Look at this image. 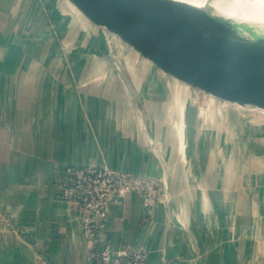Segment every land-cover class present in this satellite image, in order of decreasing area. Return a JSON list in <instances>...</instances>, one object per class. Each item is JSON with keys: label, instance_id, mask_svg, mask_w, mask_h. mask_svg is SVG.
I'll list each match as a JSON object with an SVG mask.
<instances>
[{"label": "crops", "instance_id": "obj_1", "mask_svg": "<svg viewBox=\"0 0 264 264\" xmlns=\"http://www.w3.org/2000/svg\"><path fill=\"white\" fill-rule=\"evenodd\" d=\"M144 50L71 0H0V264H94L61 165L162 180L152 217L132 192L108 221L149 264H264V121Z\"/></svg>", "mask_w": 264, "mask_h": 264}, {"label": "water", "instance_id": "obj_2", "mask_svg": "<svg viewBox=\"0 0 264 264\" xmlns=\"http://www.w3.org/2000/svg\"><path fill=\"white\" fill-rule=\"evenodd\" d=\"M71 1L139 52L163 57L180 81L231 102H264L263 26L184 0Z\"/></svg>", "mask_w": 264, "mask_h": 264}, {"label": "built area", "instance_id": "obj_3", "mask_svg": "<svg viewBox=\"0 0 264 264\" xmlns=\"http://www.w3.org/2000/svg\"><path fill=\"white\" fill-rule=\"evenodd\" d=\"M55 196L77 210L83 238L94 264H149L148 252L107 238L111 205L129 193L141 195L147 217L165 199L161 179L118 171L108 166L61 165L56 167Z\"/></svg>", "mask_w": 264, "mask_h": 264}, {"label": "rangeland", "instance_id": "obj_4", "mask_svg": "<svg viewBox=\"0 0 264 264\" xmlns=\"http://www.w3.org/2000/svg\"><path fill=\"white\" fill-rule=\"evenodd\" d=\"M221 1H228V0H221ZM236 2V4L240 7L243 8L244 5L246 4V2H250V3H254V2H258L259 0H233ZM207 2H211L212 4L216 5V6H220V2L219 0H207ZM179 83V82H178ZM190 90L192 91V93L195 96H193L195 98L198 97V100L200 102L205 101V103H210L211 101L214 102H219L223 105H226L225 107H229V105H231L232 107H234L237 111H241L242 113H245V115H247V113L250 115L258 122V121H264V102L263 101H256V102H252V103H248L247 100H242L241 98L239 100H236L234 102H231L229 100L226 99H220L214 95L208 94L205 91L199 90V89H195V88H191L189 87ZM219 99V100H218ZM214 100V101H213ZM223 100V102H222ZM230 106V107H231ZM234 109V110H235Z\"/></svg>", "mask_w": 264, "mask_h": 264}, {"label": "bare ground", "instance_id": "obj_5", "mask_svg": "<svg viewBox=\"0 0 264 264\" xmlns=\"http://www.w3.org/2000/svg\"><path fill=\"white\" fill-rule=\"evenodd\" d=\"M188 1L194 5L203 6L206 4H211L217 10H219L222 14L228 15L234 19L245 20L257 23L264 27V0H259L258 2L248 3L244 5L243 8H240L235 1H221L220 6H216L211 2H207V0H184ZM250 1V0H249Z\"/></svg>", "mask_w": 264, "mask_h": 264}]
</instances>
